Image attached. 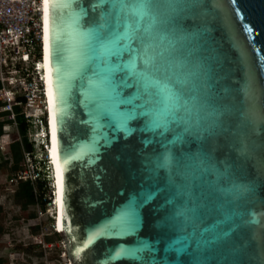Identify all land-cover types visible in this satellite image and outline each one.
<instances>
[{"label":"water","instance_id":"95a60500","mask_svg":"<svg viewBox=\"0 0 264 264\" xmlns=\"http://www.w3.org/2000/svg\"><path fill=\"white\" fill-rule=\"evenodd\" d=\"M115 2L47 0L57 221L71 264H264V0H178L172 30L153 33L196 74L216 123L178 143L139 114L142 101L101 99L106 89L75 53L76 14L86 13L83 30ZM167 154L197 155L205 170L170 180L158 167Z\"/></svg>","mask_w":264,"mask_h":264},{"label":"snow or ice","instance_id":"6c2138e0","mask_svg":"<svg viewBox=\"0 0 264 264\" xmlns=\"http://www.w3.org/2000/svg\"><path fill=\"white\" fill-rule=\"evenodd\" d=\"M68 7L78 0H65ZM108 4V0H98L93 7ZM47 0L45 9L47 11ZM179 2L161 5L159 0H116L110 12L101 11L99 18L86 29L80 30L79 19L86 13H77L75 53L81 59L85 72L91 71L106 89L101 99L110 101L114 107L131 104L140 100L138 107L144 109L140 115L152 117V127L163 132L172 131L175 142H182L185 136L200 138L201 134H211L216 123L208 122L205 106L197 95L194 76L186 63L173 58L174 43L167 47L153 44V33L158 29L164 33L171 31V16L177 11ZM109 15L112 19L109 20ZM165 36H161L163 43ZM122 42L129 46L124 47ZM129 55L125 64L121 57ZM117 73H123L116 79ZM126 77L132 79V83ZM136 87L134 97L124 99L120 90ZM217 116L218 114L213 113ZM183 129L178 131V129ZM158 167H167L170 180L173 176L186 178L194 167L204 171V160L197 155L186 154L178 158L167 154ZM195 172L192 173L195 177ZM181 215H184L182 212Z\"/></svg>","mask_w":264,"mask_h":264},{"label":"built area","instance_id":"2783aa9c","mask_svg":"<svg viewBox=\"0 0 264 264\" xmlns=\"http://www.w3.org/2000/svg\"><path fill=\"white\" fill-rule=\"evenodd\" d=\"M43 14L42 0H0V153H7L11 142H17L21 147V169L5 182L9 193L13 191L12 186L17 179H27L32 185L41 181L46 186L41 197L43 207L35 200L32 214L27 218L29 224L37 225L28 236L33 244L41 248V264H68L64 241L53 224L55 214L47 154V114L40 67ZM18 116L26 126L27 149L22 147L16 123ZM49 233L57 234L58 239L44 241V236ZM57 241L60 253L55 261H50V248Z\"/></svg>","mask_w":264,"mask_h":264},{"label":"trees","instance_id":"16d2710c","mask_svg":"<svg viewBox=\"0 0 264 264\" xmlns=\"http://www.w3.org/2000/svg\"><path fill=\"white\" fill-rule=\"evenodd\" d=\"M16 123L18 126L19 134L21 136L22 147L29 148V144L26 143V135H25V124L21 117H16ZM21 169V147L17 142H11L9 144L8 152L5 154L0 153V172L3 173L2 186L0 188V209L3 203L12 204L17 206L20 210H33L35 205V200L39 202V205L43 207V201L41 200L42 195L45 193L46 186L41 181H36L34 185H32L27 179H17L15 183H13V191L8 192L5 189V182L7 179L11 177H15V174L18 170ZM35 189V191H34ZM39 194L37 197L36 194ZM46 219H44V222ZM37 228V225H26L27 232L31 233L32 230ZM58 236L55 233H49L44 236V241L51 242L53 240H57ZM24 243L16 241L14 242V248L18 249L20 245ZM26 252H35L36 257L33 259L35 264L42 263V251L41 248L31 241L24 244ZM65 256V255H64ZM66 257V256H65ZM57 258V257H56Z\"/></svg>","mask_w":264,"mask_h":264},{"label":"rangeland","instance_id":"374dc122","mask_svg":"<svg viewBox=\"0 0 264 264\" xmlns=\"http://www.w3.org/2000/svg\"><path fill=\"white\" fill-rule=\"evenodd\" d=\"M3 178V173L0 172V188L3 184ZM2 200L3 198H0L1 202ZM31 214L32 210H20L15 205L2 204L0 209V264H35L33 259H35L36 253L34 251L29 253L24 250V244L31 241L28 236L29 232L26 230V225H29L27 218ZM16 241H22L24 244L16 249L14 248ZM55 244L50 248V261H55L60 253L59 242L57 241ZM63 245L66 251L65 242Z\"/></svg>","mask_w":264,"mask_h":264},{"label":"bare ground","instance_id":"6f19581e","mask_svg":"<svg viewBox=\"0 0 264 264\" xmlns=\"http://www.w3.org/2000/svg\"><path fill=\"white\" fill-rule=\"evenodd\" d=\"M43 3V21H44V39H43V54L41 59L40 67L43 72V85H44V104H45V111L47 114V129H48V145H47V154L49 158V164L51 169V177H52V198H53V210L55 214V219L53 224L55 226L56 231L61 236L58 230V221H57V175H56V166H55V156H54V143H53V130H52V115H51V92H50V75H49V67L47 62V44H46V9H45V0H42ZM62 237V236H61ZM63 239V238H62ZM64 244V242H63ZM66 258L68 260V264H71L70 257L67 252L66 248Z\"/></svg>","mask_w":264,"mask_h":264}]
</instances>
